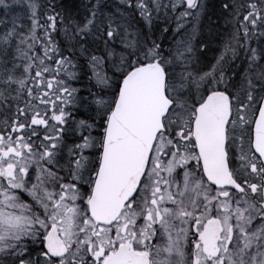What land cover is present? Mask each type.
I'll return each mask as SVG.
<instances>
[{
  "label": "snow or ice",
  "instance_id": "6c2138e0",
  "mask_svg": "<svg viewBox=\"0 0 264 264\" xmlns=\"http://www.w3.org/2000/svg\"><path fill=\"white\" fill-rule=\"evenodd\" d=\"M0 9V264H264V0Z\"/></svg>",
  "mask_w": 264,
  "mask_h": 264
},
{
  "label": "rangeland",
  "instance_id": "374dc122",
  "mask_svg": "<svg viewBox=\"0 0 264 264\" xmlns=\"http://www.w3.org/2000/svg\"><path fill=\"white\" fill-rule=\"evenodd\" d=\"M159 35H161L162 36V38H165V40L167 41V40H170L171 39V33L169 32L168 34H160L159 33ZM164 36V37H163ZM211 55H213V53H209V56H211Z\"/></svg>",
  "mask_w": 264,
  "mask_h": 264
},
{
  "label": "trees",
  "instance_id": "16d2710c",
  "mask_svg": "<svg viewBox=\"0 0 264 264\" xmlns=\"http://www.w3.org/2000/svg\"><path fill=\"white\" fill-rule=\"evenodd\" d=\"M3 14V12H2V9H0V15H2ZM0 27H2V26H0ZM157 35H159V33H157ZM160 37H161V39H163V40H165V38H162V36L161 35H159ZM164 37V36H163ZM166 41V40H165ZM158 42H160V40H158Z\"/></svg>",
  "mask_w": 264,
  "mask_h": 264
}]
</instances>
